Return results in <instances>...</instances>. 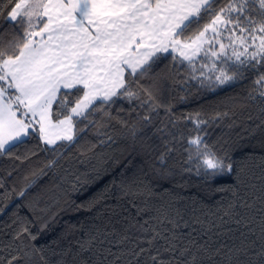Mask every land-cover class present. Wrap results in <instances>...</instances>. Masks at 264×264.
<instances>
[{
  "label": "snow or ice",
  "instance_id": "1",
  "mask_svg": "<svg viewBox=\"0 0 264 264\" xmlns=\"http://www.w3.org/2000/svg\"><path fill=\"white\" fill-rule=\"evenodd\" d=\"M218 2L6 0L5 3L0 0V8L10 7L6 22L18 29L17 35L6 43L0 38V153L10 152L17 143L23 142L33 124L39 125L40 138L45 144L56 145L58 141L71 144L88 125L96 123L90 116L101 112L110 115L103 106H111L119 98L129 102L138 100L140 107L147 105L150 112H155L161 105L154 103L150 87H145L141 78L150 76L165 53L172 55L173 60L179 59L181 64L186 61L192 68L191 79L199 80L201 86L206 81L228 84L243 77L245 71L264 67V0H224L223 6L217 8ZM205 17L209 18L208 23L192 35H185ZM198 57L211 63L201 64L197 69ZM253 83L257 94H250L251 99L264 103V73ZM53 104L59 109L55 121ZM226 115L218 112L213 120ZM185 120L193 123L195 135L185 136L173 120L156 129L171 137L165 140V151L158 157L160 163L164 164L174 151L168 147L170 143H181L187 145L188 161H199L198 175L201 167L206 176L231 173L233 164L226 163L205 142L203 133L208 121L199 113ZM85 121V128H77ZM142 123L141 129L132 128L133 138L138 133L147 135L152 131L151 116H143ZM55 164L56 160H52L46 167ZM76 180L79 182V177ZM244 183L241 173H237L233 196L239 204L230 202L219 223L195 215L190 223L170 204L151 206L149 201L155 193L150 185L122 183L124 195L144 198V207L138 209L137 215L151 213L150 220L129 224L117 238H110L116 236L115 229L96 228L76 241L75 250L69 247L53 252L54 261L45 256L44 248L25 243V236L30 241L37 237L27 227H21L13 238L20 241V246L12 248L7 257H0V264H118L125 256L131 257L125 264H221L215 257H221L223 264H264V247L249 253L241 241L240 246L221 244L212 249L208 240L200 242L192 238L197 232L196 226L200 229L198 236H208L227 223L224 217L239 216L235 212L238 206L251 207L239 198L237 189ZM99 203V199H94L80 207L91 210ZM233 222L248 224L242 216ZM261 225L264 234V218ZM185 228H191L187 237L180 231ZM129 229L143 235L133 239ZM158 242L162 243L157 246ZM126 243L131 247H119ZM113 245L119 247L118 252L112 251ZM164 253L170 254L169 257L165 258ZM241 255L251 258L244 261Z\"/></svg>",
  "mask_w": 264,
  "mask_h": 264
},
{
  "label": "trees",
  "instance_id": "2",
  "mask_svg": "<svg viewBox=\"0 0 264 264\" xmlns=\"http://www.w3.org/2000/svg\"><path fill=\"white\" fill-rule=\"evenodd\" d=\"M223 3L224 0H219L215 7ZM9 10L7 6L0 8V38L4 43L18 33L13 23L6 22ZM208 20L205 17L199 25H192L185 35H192ZM200 58L195 60L197 69ZM262 73L264 67L258 66V71H245L243 77L228 84L206 81L201 86L199 80L191 79L192 68L186 61L181 64L179 59L173 60L172 55L165 53L150 76L141 78L144 86L150 87L154 103L161 105L155 112H150L147 105L140 107L138 100L129 102L119 98L111 106H103L110 115L101 112L90 116L96 123L87 128V121L78 124L77 128L85 130L71 144L66 141L45 144L38 124H33L23 142L17 143L10 152L0 153V257H7L12 248L20 246V241L13 238L21 227H27L31 235L37 237L30 241L25 236V243L44 248L45 256L54 261L53 252L69 247L75 250L76 241L96 228L115 229L116 236L110 238H117L129 224L150 220L151 213L137 215L138 209L144 207V198L124 195L122 183L150 185L155 193L149 201L151 206L170 204L190 223L193 215L219 223V217L230 202L239 204L233 196L237 173H241L245 181L237 189L239 198L251 207L238 206L235 212L239 216L224 217L227 223H222L208 236H198L200 229L196 226L197 232L192 238L200 242L208 240L212 249L221 244L240 246L244 241L249 253L259 252L264 247V234L260 230L264 218V103L252 100L250 94H257L253 82ZM142 99L146 97L142 95ZM58 110V105L53 104L54 119ZM218 112L227 115L213 120ZM197 113L208 121L203 133L205 142L212 145L226 163L233 164L231 173L206 176L201 167L198 175L199 161H188L187 145L181 143H170L168 147L174 151L164 164L160 163L158 157L165 151V140L171 137L156 129L173 120L185 136L195 135L193 123L185 117ZM146 115L152 118L149 125L152 131L147 135L138 133L133 138L132 128L141 129L142 117ZM52 160H56V164L46 167ZM94 199L100 200L95 208L80 207ZM241 216L248 221L247 226L233 222ZM180 231L187 237L191 228ZM218 232L223 234L217 235ZM129 235L134 239L143 234L129 229ZM159 243L162 242L157 246ZM119 247L126 249L131 244ZM119 247L113 245L112 251L118 252ZM163 255L168 258L170 254ZM130 258L122 257L118 264H125ZM250 258L241 255L244 261ZM214 259L223 264L221 257Z\"/></svg>",
  "mask_w": 264,
  "mask_h": 264
},
{
  "label": "rangeland",
  "instance_id": "3",
  "mask_svg": "<svg viewBox=\"0 0 264 264\" xmlns=\"http://www.w3.org/2000/svg\"><path fill=\"white\" fill-rule=\"evenodd\" d=\"M225 42H227V41H225ZM201 59V61H200V63H199V65H201V64H210L211 63V61L210 60H206V59H203V58H200ZM200 67V66H199ZM207 71V70H206Z\"/></svg>",
  "mask_w": 264,
  "mask_h": 264
},
{
  "label": "crops",
  "instance_id": "4",
  "mask_svg": "<svg viewBox=\"0 0 264 264\" xmlns=\"http://www.w3.org/2000/svg\"><path fill=\"white\" fill-rule=\"evenodd\" d=\"M83 94V93H82ZM53 118V117H52ZM63 117H61L60 119H62ZM53 120L55 121L56 119L53 118ZM38 128H39V125H38ZM26 137V136H25ZM23 137V138H25ZM43 141V140H42ZM44 142V141H43ZM59 142V141H58Z\"/></svg>",
  "mask_w": 264,
  "mask_h": 264
}]
</instances>
